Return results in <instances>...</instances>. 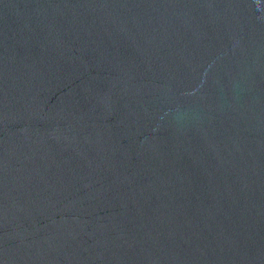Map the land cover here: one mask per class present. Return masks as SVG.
Instances as JSON below:
<instances>
[{"label":"water","instance_id":"1","mask_svg":"<svg viewBox=\"0 0 264 264\" xmlns=\"http://www.w3.org/2000/svg\"><path fill=\"white\" fill-rule=\"evenodd\" d=\"M0 264H264V0H0Z\"/></svg>","mask_w":264,"mask_h":264}]
</instances>
